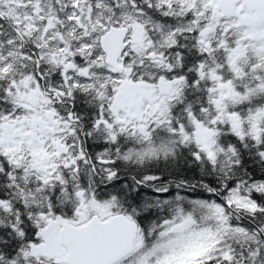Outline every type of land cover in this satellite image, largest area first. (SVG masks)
I'll return each instance as SVG.
<instances>
[{
	"label": "snow or ice",
	"instance_id": "6c2138e0",
	"mask_svg": "<svg viewBox=\"0 0 264 264\" xmlns=\"http://www.w3.org/2000/svg\"><path fill=\"white\" fill-rule=\"evenodd\" d=\"M0 264H264V0H0Z\"/></svg>",
	"mask_w": 264,
	"mask_h": 264
}]
</instances>
